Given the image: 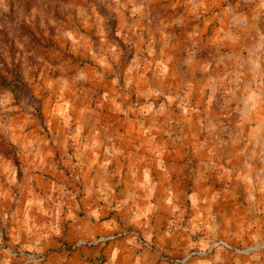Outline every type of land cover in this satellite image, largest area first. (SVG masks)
<instances>
[{
    "label": "rangeland",
    "instance_id": "rangeland-1",
    "mask_svg": "<svg viewBox=\"0 0 264 264\" xmlns=\"http://www.w3.org/2000/svg\"><path fill=\"white\" fill-rule=\"evenodd\" d=\"M113 97L129 115L104 108ZM82 119L187 138L169 160L181 186L165 193L183 201L169 215H184L183 249L160 261L264 264V0H0V158L16 168L0 167V264L51 251L15 233L25 191L7 175L20 174L25 140L41 137L60 169L57 126L72 135Z\"/></svg>",
    "mask_w": 264,
    "mask_h": 264
},
{
    "label": "crops",
    "instance_id": "crops-1",
    "mask_svg": "<svg viewBox=\"0 0 264 264\" xmlns=\"http://www.w3.org/2000/svg\"><path fill=\"white\" fill-rule=\"evenodd\" d=\"M106 106L117 116L131 111L116 98ZM57 127L54 142H66L59 147L60 169L52 166V154H44V140L34 136L25 140L32 149L20 156V174L7 175L25 191L16 212L17 239L36 252L51 250L43 264H168L159 254L172 252L178 244L182 251L184 242L182 211L169 216L172 205L183 206L181 200L170 204L166 199L165 193L182 182L169 180V160L184 152L187 138L147 134L146 125L135 134L134 124L120 135L117 123L97 125L83 119L72 135L63 133L64 126ZM228 147L230 153L232 138ZM0 167L7 174L16 170L1 158ZM43 187L50 198L41 196ZM46 220L51 223L47 235L41 225ZM168 223L170 233L163 229ZM67 243L83 247L64 250Z\"/></svg>",
    "mask_w": 264,
    "mask_h": 264
}]
</instances>
